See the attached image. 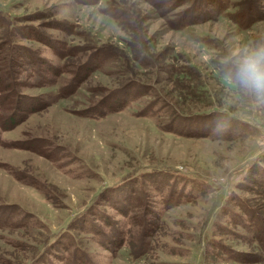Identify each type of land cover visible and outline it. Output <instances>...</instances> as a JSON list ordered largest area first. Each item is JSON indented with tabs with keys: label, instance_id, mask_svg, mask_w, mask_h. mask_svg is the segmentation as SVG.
I'll use <instances>...</instances> for the list:
<instances>
[{
	"label": "rangeland",
	"instance_id": "rangeland-1",
	"mask_svg": "<svg viewBox=\"0 0 264 264\" xmlns=\"http://www.w3.org/2000/svg\"><path fill=\"white\" fill-rule=\"evenodd\" d=\"M88 1L0 0L44 82L21 73L4 96L16 123L0 128V264H264V112L216 70L264 40V0L183 25L196 0H167V15L120 0L121 24L98 11L107 0Z\"/></svg>",
	"mask_w": 264,
	"mask_h": 264
},
{
	"label": "trees",
	"instance_id": "trees-1",
	"mask_svg": "<svg viewBox=\"0 0 264 264\" xmlns=\"http://www.w3.org/2000/svg\"><path fill=\"white\" fill-rule=\"evenodd\" d=\"M92 1H95V0H89L88 2H92ZM243 1H244L243 6H242L243 11L239 10V7H238V5L242 4L241 3L242 0H240L239 2L236 0V2L234 3V6H236L234 14L237 16H240L239 15L240 11L241 13L244 12V15H245L246 10L254 9V6H253L254 3H252L254 0H249V1L243 0ZM107 2L108 3H106V5L103 4L101 7H99L98 11L101 14L107 15L113 21L121 24V18L122 19L124 18L125 12L127 11V9L122 6L121 1L120 3H118V2H115V0H107ZM113 2H115V4ZM144 2L151 3V5L155 7L156 11L162 8V12L164 15H167L168 13L172 11L170 10V7H169L170 3L167 0H145ZM196 2H199V4H197V6L193 5L194 6L193 9H191L194 15L185 16V14L184 15L182 14L177 20L175 19V24L177 23L178 25H183L186 23L195 24L197 22H203L211 18H218V16L221 14V11L224 10L223 6L226 1L225 0H196ZM249 2H251V5L248 4ZM244 7H247V9L246 8L243 9ZM255 11L256 12L254 15H252L251 17H247L246 20L242 22V25H241L242 28L248 29L253 24H255V18L260 17L261 19L260 11L256 9ZM137 16L139 17V13H137ZM6 22L7 20H5L4 23L0 24V28L2 27L5 28V35H6L4 36L2 33H0V38L1 37L4 38V40L0 42V128L2 129V131H7L9 129H12V126H13V125L11 126V123H13L12 117L6 118L4 115V112H5L4 109L7 107V104H5L7 102L6 97L4 96H7L6 93L8 92H12L11 95H14L13 90H12L14 85L20 86L21 84H23L24 78L21 76V73L25 77H32L31 81L33 83H31L30 86L37 85V86L42 87V83H44V82L40 83V78L42 77L38 69L40 65V60L38 59L37 56H35L33 51L26 50L24 53L19 49L20 46L17 45V43L11 37V34L13 36V33H12L13 30L7 25L4 26ZM12 28H15V26L12 25ZM19 29H20L19 27H16L14 31L18 33L20 38L23 36L24 38H32L34 36L32 33L25 34L24 32H19L18 31ZM133 45H135V42L133 43ZM72 47H74V49H76L78 52H83L85 49L88 50L87 47L71 46V48ZM60 50H63V48H60ZM66 52L67 51L65 50L64 54H62L61 57L67 56L68 53ZM69 55H72V54H68V56ZM97 59H98V55H92L89 57V59H87L88 61H86L83 64L84 73H86V71L88 73V71H92L94 68L98 66V62L97 64H95ZM49 66L50 68L54 70L58 68L54 66L53 64ZM74 66H72L73 68L71 67L68 71L66 68L64 72L73 71V75L69 82L72 83L74 89H77L80 86L81 82L84 80V78L79 77V74L75 73ZM63 90H64L63 88L59 87L57 94L61 95ZM46 99L47 98L44 97L43 101H45ZM18 102L19 101L17 100V104ZM44 105L48 106L49 101L47 100L44 103ZM102 105L104 104H100V105L97 104V106H102ZM10 111L11 110H9V112ZM29 114L30 113H27L26 116H29ZM15 117L16 116L14 115L13 118ZM15 123L16 122H14L13 124Z\"/></svg>",
	"mask_w": 264,
	"mask_h": 264
},
{
	"label": "clouds",
	"instance_id": "clouds-1",
	"mask_svg": "<svg viewBox=\"0 0 264 264\" xmlns=\"http://www.w3.org/2000/svg\"><path fill=\"white\" fill-rule=\"evenodd\" d=\"M216 70L250 112H264V40L229 49L219 56Z\"/></svg>",
	"mask_w": 264,
	"mask_h": 264
},
{
	"label": "bare ground",
	"instance_id": "bare-ground-1",
	"mask_svg": "<svg viewBox=\"0 0 264 264\" xmlns=\"http://www.w3.org/2000/svg\"><path fill=\"white\" fill-rule=\"evenodd\" d=\"M75 134V133H74ZM93 146H91V148H92ZM139 148H140V146H139ZM145 148V147H144ZM160 149V148H159ZM144 150V149H143ZM187 154V153H186ZM99 155V154H98ZM102 155V154H101ZM97 158V157H96ZM103 159V158H102ZM103 161V160H102Z\"/></svg>",
	"mask_w": 264,
	"mask_h": 264
}]
</instances>
